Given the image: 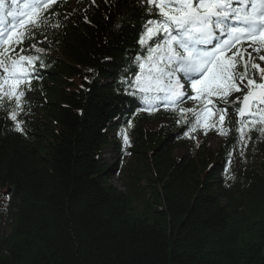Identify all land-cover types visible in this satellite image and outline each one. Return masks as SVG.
<instances>
[{
    "label": "trees",
    "instance_id": "trees-1",
    "mask_svg": "<svg viewBox=\"0 0 264 264\" xmlns=\"http://www.w3.org/2000/svg\"><path fill=\"white\" fill-rule=\"evenodd\" d=\"M72 1L56 0L36 35L47 66L19 116L25 131L0 109V264H264V136L253 130L242 147L237 117L226 135L215 118L207 135L190 133L198 144L171 109L144 110L122 82L139 71L140 0L80 13ZM211 134L221 140L212 151ZM107 146L133 156L122 179Z\"/></svg>",
    "mask_w": 264,
    "mask_h": 264
},
{
    "label": "snow or ice",
    "instance_id": "snow-or-ice-1",
    "mask_svg": "<svg viewBox=\"0 0 264 264\" xmlns=\"http://www.w3.org/2000/svg\"><path fill=\"white\" fill-rule=\"evenodd\" d=\"M54 3L0 0V109L22 133L27 93L47 66L36 35L49 23L45 13ZM140 7L146 23L137 41L143 48L135 55L139 71L122 82L144 110L171 109L190 139L199 128L205 135L216 128L215 118L217 134L226 135L224 125L234 116L242 147L253 130L264 136V67L257 62L264 61V0H140ZM27 40L33 43L26 50ZM188 101L194 107L182 106ZM124 143L131 146L126 134Z\"/></svg>",
    "mask_w": 264,
    "mask_h": 264
},
{
    "label": "bare ground",
    "instance_id": "bare-ground-1",
    "mask_svg": "<svg viewBox=\"0 0 264 264\" xmlns=\"http://www.w3.org/2000/svg\"><path fill=\"white\" fill-rule=\"evenodd\" d=\"M89 3L92 4V6H93V2L91 0H85V1L77 0L76 3L74 4V6H71V10H75L76 12H79L80 13V11H83L84 8H86L87 6H89ZM164 120L165 121H168V124H167L166 127H172L173 123L169 119L163 118L162 121H164ZM162 121L161 120L160 121H156V124L149 125L148 126L149 129L150 130H153L156 127H158L160 129L163 126V124H164ZM110 131L113 132V133H118L117 129L116 128L114 129L113 127H110ZM210 137H217V135H211ZM210 137H206L205 138V147L212 151L214 149H210L209 146H208V144H207L208 143V139ZM219 141H221V140L219 139ZM193 145H197V144L195 142H189L184 147H181V149L187 148L188 151H189V153H190ZM121 146H122V149H121V151H122L123 148H124V146L123 145H121ZM107 148L110 150V152L113 151V152L116 153V151H115L116 149L114 147L107 146ZM118 148H119V146H118ZM115 153L113 154L112 159L107 160L106 157H105L104 151H103L102 157H103V159H105V161H108V162L109 161H112L111 165L115 169V174H114L115 177L117 179L118 178L122 179V178H124L125 175H128L129 174V172L126 169L127 168L126 160L133 159V156L129 152H125V155L124 154L123 155L122 154H119L118 155L117 153L116 154ZM177 156H184V155H177ZM117 159H118V162L116 161ZM120 159L123 160V163L122 164L120 163ZM6 193H8V190H7Z\"/></svg>",
    "mask_w": 264,
    "mask_h": 264
},
{
    "label": "rangeland",
    "instance_id": "rangeland-1",
    "mask_svg": "<svg viewBox=\"0 0 264 264\" xmlns=\"http://www.w3.org/2000/svg\"><path fill=\"white\" fill-rule=\"evenodd\" d=\"M76 1L77 0H73L72 2H71V6H74V4L76 3ZM248 50H249V52H251L252 51V49L251 48H248ZM189 106V102L184 106V107H188ZM196 140H198V141H200V137H196ZM218 143H219V139L217 138V137H210L209 139H208V146H209V148L210 149H213V148H215L217 145H218ZM115 152H110V150L108 149V148H104V154H105V157H106V159L107 160H109V159H112V156H113V154H114ZM187 153H189V151H188V149L187 148H185V149H178V150H176V152H175V154L176 155H185V154H187ZM116 154V153H115ZM115 156V155H114ZM117 162H118V159L116 160ZM107 163L108 164H111L112 163V161H107ZM120 163L122 164L123 163V160L122 159H120ZM116 188H119L120 190H122L121 188H120V186H119V184H118V182H117V179L116 180H113L112 182H111Z\"/></svg>",
    "mask_w": 264,
    "mask_h": 264
}]
</instances>
